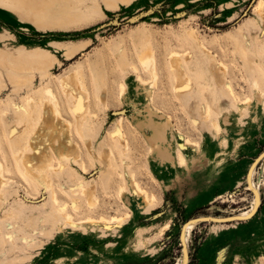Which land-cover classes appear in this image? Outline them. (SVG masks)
I'll return each instance as SVG.
<instances>
[{"label":"rangeland","instance_id":"rangeland-1","mask_svg":"<svg viewBox=\"0 0 264 264\" xmlns=\"http://www.w3.org/2000/svg\"><path fill=\"white\" fill-rule=\"evenodd\" d=\"M34 1L31 10L0 1V50L13 54L19 46L26 53L39 48L52 57L44 71L29 70L26 83L18 90L0 65V162L4 166L0 264H264L263 104L257 99L242 103L224 97L207 57L187 35L188 29H197L214 58L227 64L224 74L236 96L254 98L251 82L264 64V5L255 11L258 0ZM143 48H153L157 55L159 78L154 87L137 81V71L149 77L137 60ZM173 49L182 51L184 70L192 81L189 98L181 94L169 64ZM74 71L90 94L88 118L81 132L60 85L61 77ZM120 83L127 88L126 98L118 95ZM48 86L61 101L63 115L58 123L65 133L58 143L68 150L74 143L86 160L84 169L81 159L55 156L59 168L50 174L61 205L76 217L88 213L110 217L119 204L128 212H121V221L84 223L80 228L65 223L51 190L31 183L17 164L10 138L20 130L15 111L29 95L39 104ZM206 103L212 107L210 117L202 113ZM146 104L154 112L153 120L166 125L167 146L174 135L175 164L171 167L175 183L169 186L161 179L159 155L151 151L146 139L150 129L139 128L131 117H146ZM225 114L235 115L239 127L246 122L253 126V136H238L237 153L229 159L224 152L228 151L227 139L221 136L220 160L206 168L207 183L200 187L203 192L187 204L186 192L177 183L184 167L178 152L189 160L187 150H196V146L184 145L186 138L201 149L202 139H217L210 124ZM120 118L129 130L125 134L127 148L113 135ZM107 149L112 151L113 162L108 169L115 171L110 175L112 187L104 183L100 164L92 156ZM45 150L51 149L45 146ZM131 173L162 203L143 210L118 195L116 185ZM79 182L93 185L101 204L87 210L84 196L73 192ZM192 192L189 189L188 195ZM73 197L80 203L77 211L72 208ZM256 198V210L241 216ZM235 215L237 218H231ZM204 216L227 219L196 221ZM59 222L63 230L58 229ZM167 223L170 227L160 231ZM188 227L191 236L185 243Z\"/></svg>","mask_w":264,"mask_h":264},{"label":"bare ground","instance_id":"bare-ground-1","mask_svg":"<svg viewBox=\"0 0 264 264\" xmlns=\"http://www.w3.org/2000/svg\"><path fill=\"white\" fill-rule=\"evenodd\" d=\"M9 4H16L21 6H26V9L31 10L35 1L34 0H0ZM107 3H110L113 0H105ZM264 5V0H258L254 5L253 10L259 11L260 8ZM188 39L193 43L197 50L207 57V63L210 70L212 71L216 84L219 88L220 93L226 97L228 100L233 98L242 103H251L253 99H257L259 102H262L264 107V89L261 88V85L264 84V64L259 68L257 77L252 79L251 85L254 89V98L250 95H246L244 98L236 96L234 88L230 79H228L224 72H226L227 64L223 60L214 58L210 47L204 42L201 38L200 33L195 28H190L187 30ZM16 48L13 54H9L0 50V65H2L6 70L11 83L14 84L15 90H18L26 83L27 72L32 68H36L40 71H44L47 66L52 61V57L49 54L39 50L36 52L33 49L26 52H23L22 46ZM27 48V47H26ZM37 48V47H36ZM153 49V48H152ZM152 49H144L138 52L137 60L140 66L143 67L146 71L149 72V77H144L142 73L137 71V81L140 84L146 85L150 84L151 87H154L159 78L158 71V61L156 52ZM41 51V52H40ZM30 52V53H29ZM189 52H186L188 54ZM184 54V52H183ZM184 54V55H186ZM183 55V56H184ZM54 57V56H53ZM122 61V60H121ZM169 64L171 69L174 71L177 82L179 83V90L186 98H189L190 85L192 83L189 75L185 73L184 61L182 59V51L178 49H173L169 53ZM136 70V67H134ZM1 80V79H0ZM2 83V82H1ZM60 85L63 93L67 97V100L71 104V108L76 115V120L78 121L77 125L81 132L83 131L85 122L87 121V114L89 113V104L90 94L84 86L83 81L76 71L66 74L61 77ZM2 86V85H1ZM127 88L123 83L119 84L118 95L122 98H126ZM43 96L40 99V103H36L35 97L29 95L22 106L16 109L17 122L20 124V130L14 136H11V144L15 150V159L17 164L20 166L23 174L27 176L31 183H37L42 186H45L47 189L51 190L52 200L54 204L57 205V211L63 215L64 222L70 223L76 227H79L85 223L92 224L98 223H108L112 221H121L124 212L121 205H117V211L115 215L110 217L105 215L93 216L92 214H84L80 217H76L75 214L66 209V205H61L60 197L57 189L53 188V179L51 176V170H56L59 168V163L55 162V156H58L60 160L63 159H81L82 166L86 168V160L83 159L80 152L78 153L77 146L73 143L70 147L71 149H64L61 143H58L59 137L61 134H64L63 128L59 125V117L62 114L61 110V101L57 92L51 86L45 88ZM154 100V97L151 99ZM152 103V102H151ZM138 112V108L135 105ZM147 109L146 117L141 119L136 115L131 116L132 119L136 122L137 126L141 129L149 128L151 133L146 135L147 141H149L151 146V151L157 153L159 164L163 162H170L172 166L175 164L174 152L172 150V139L174 135H171L169 142L171 145H166L168 138V130H166V125L162 122H157L153 120L154 112L148 104L145 105ZM156 109V108H155ZM202 113L210 117L211 115V104L206 103L202 108ZM237 112V111H236ZM170 117V116H169ZM232 114H225L220 121L213 120L210 124L211 129L216 133L217 139L219 140L222 137L227 139L230 135L229 130L236 124L232 119ZM68 120V119H67ZM68 125L72 123L68 120ZM66 127V125H65ZM128 128L125 126L123 119L116 124L114 131V136L118 137L120 142L123 143L124 147L127 148L125 134L128 132ZM178 134L182 135V131L179 128ZM222 136V137H221ZM76 142V141H75ZM77 143V142H76ZM156 145V147H155ZM184 145H195L196 150L201 151V147L192 139L186 138ZM45 146L50 148V151L45 150ZM79 146V145H78ZM154 146V147H153ZM155 148V150H154ZM112 151L107 149L102 152L92 153L93 159L100 164L101 170L104 178V183L107 187H112L114 182H112L111 174H114L109 171V167H113V162L111 161ZM178 160L181 165L184 167L190 166L191 158L188 160L186 156L179 150ZM3 163L0 162V198L2 197V187L4 185V174H3ZM106 175V177H105ZM111 175V176H110ZM119 178V177H118ZM179 178V177H178ZM116 180V179H115ZM114 187L117 189V193L120 196H123L127 203L131 201L134 202L135 207L142 208L143 210L156 203L161 204V198L155 193L148 190L146 187L141 185V183L134 177V174H128L127 179L124 183L116 185ZM33 187V186H32ZM105 187V188H107ZM257 188V187H256ZM75 194H81L84 196L86 202V209L92 210L100 203L101 199L97 196L95 188L93 185H86L83 182H79L77 189L73 191ZM134 198H139V202ZM72 208L74 210L80 209V203L77 197L72 198ZM135 201L137 203H135ZM66 203V201H65ZM257 198L254 200L253 206L248 211H245L241 216L249 215L250 213L256 210ZM246 210V209H245ZM242 213V212H241ZM240 213V214H241ZM125 215L128 212H124ZM239 215V214H238ZM120 223V222H119ZM106 225V224H105ZM105 225H103L105 227ZM108 226V225H107ZM170 224H165L160 231L168 229ZM58 229L63 230V223H58ZM191 236V230L189 227L186 229L184 235V241L187 243ZM180 261V260H179ZM174 264H180L174 263Z\"/></svg>","mask_w":264,"mask_h":264},{"label":"crops","instance_id":"crops-1","mask_svg":"<svg viewBox=\"0 0 264 264\" xmlns=\"http://www.w3.org/2000/svg\"><path fill=\"white\" fill-rule=\"evenodd\" d=\"M133 102H135V100H133ZM137 102H138V105H141V101H137ZM232 119L234 120L236 124L233 126V129L231 128L229 130L230 135L227 138L228 151H224L225 154H227L228 159L231 158L232 156L235 157L234 155L237 153L236 148L238 149V146L240 145L239 143V145L235 147L237 144L238 138H239L238 136H242L244 134L249 139L253 136V130H254L253 126L250 127L249 125L247 126L245 125L247 122L244 125H241V127H239L238 126L239 123L235 115H233ZM201 144H202L201 151L194 150V149L187 150V154L191 157L192 163L188 167L181 168L182 173L180 175V180L177 182L180 186L183 187L182 191L186 192L185 201L187 202V204L192 202L193 197L195 196L198 199V197L200 196L199 193L203 192V190H201L200 187L205 186V184L207 183L206 177H205L206 168L210 166L213 167V162L216 161V163H218L220 160V157H219L220 155L219 144L220 143L218 139H214V138L211 139V137H209L208 139L207 138L202 139ZM159 169H162L163 177L161 178L160 176V178L162 179V182L164 183V185L169 186L170 184L175 183V181L172 180L174 168L171 167L170 162L161 163ZM170 170L172 172H168ZM191 188L195 192H192V194L188 195V191L189 189L191 190Z\"/></svg>","mask_w":264,"mask_h":264},{"label":"water","instance_id":"water-1","mask_svg":"<svg viewBox=\"0 0 264 264\" xmlns=\"http://www.w3.org/2000/svg\"><path fill=\"white\" fill-rule=\"evenodd\" d=\"M254 164H256V162L254 163ZM231 218H237L236 217V215L235 216H233V217H231ZM209 219H211V220H226L227 218H218V217H200V218H198V219H196V221H198V222H202V221H206V220H209Z\"/></svg>","mask_w":264,"mask_h":264}]
</instances>
